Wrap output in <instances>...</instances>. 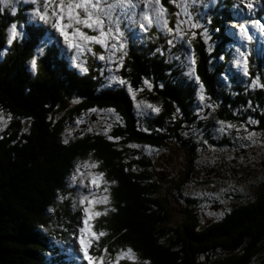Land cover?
Wrapping results in <instances>:
<instances>
[{
    "label": "trees",
    "instance_id": "trees-1",
    "mask_svg": "<svg viewBox=\"0 0 264 264\" xmlns=\"http://www.w3.org/2000/svg\"><path fill=\"white\" fill-rule=\"evenodd\" d=\"M238 1L218 0L208 10L204 18L209 19L207 40L199 35L201 29L193 30L198 33L196 37L190 35L193 28L186 33L191 39L199 83L187 79L171 61L169 55L185 51L180 44L170 47L167 41L172 36L156 27L142 40L135 39L122 54L119 77L135 89L143 80L148 81L150 91L143 89L139 96L156 102L159 113L163 110L153 120L152 115L148 116L142 125L137 123L132 99L122 87L103 88L99 59L85 53L83 66L87 71H83L69 63L71 53L60 51L55 42L40 52L38 37L43 36L45 28L41 23H30L27 5L20 6L15 14L10 7L0 12V115L8 118L0 129V264H81L69 254L70 241L75 233L79 234L83 219L77 186L71 185L77 161L96 164L91 172H102L104 176L100 186H94V198L109 197L107 204L93 206L102 213L108 209L106 215L91 220L95 232L106 233L91 248L93 256L100 255L107 245L105 261H115L116 251L128 247L134 250L135 264H249L253 260L264 238V189L254 200L201 229L188 208L181 211L185 214L182 224L166 229L163 224L174 213L165 196L154 195L160 185L147 180V163L136 158L127 145L131 141L162 146L163 136H158L156 128L175 106L185 119L192 104L197 119L199 101L193 105V99L198 84H203L205 94L219 102L217 120L238 113L242 117L252 115L259 122L256 128L264 130V87L260 86L264 85V34L259 40L254 37L246 42L249 75L243 77L248 78L247 82L235 71H227L232 46L237 42L231 26L247 16L239 14ZM260 1L253 0L248 16L264 24V5ZM163 3L169 11V23L174 25L176 17L172 13L178 8L168 0ZM12 24L23 26L25 36L7 46ZM94 50L102 51L98 45ZM34 57L35 72L30 63ZM253 79H257L255 86ZM75 98L79 100L73 104ZM96 107L112 108L120 116L121 123L114 124L110 135L119 139L93 133L65 143L61 138L63 124L80 111ZM207 107L200 112L204 118L209 116ZM235 108L240 112H233ZM59 111L62 115L57 116ZM199 124L205 132L214 127L211 119L205 125L199 119ZM140 125L148 126L149 132ZM192 150L193 146L185 149L190 162ZM110 181L115 183H105ZM216 250L222 255H215ZM202 256L205 258L201 260ZM120 264L131 262L125 259ZM258 264H264V255Z\"/></svg>",
    "mask_w": 264,
    "mask_h": 264
},
{
    "label": "rangeland",
    "instance_id": "rangeland-1",
    "mask_svg": "<svg viewBox=\"0 0 264 264\" xmlns=\"http://www.w3.org/2000/svg\"><path fill=\"white\" fill-rule=\"evenodd\" d=\"M217 1L218 0H211L210 2V0H204V3H201L200 0H197L196 4L190 6V11L192 12L195 19L199 20L200 24L203 25V28L199 29H208L209 19L207 18L204 20V18L207 16L208 10L213 8ZM20 2L23 3V6H25V4L27 5V15L29 17L30 23L34 24L35 26H38L37 23H41L45 28L43 36L38 37L40 46L45 48L47 45L51 44V42H55L58 48L61 49L60 51L68 50L62 38L59 37L57 33H55L50 25L40 21L38 17L32 14L33 8L38 7L39 5L34 6L29 2H25V0H14L11 6H5L4 9H6V7H10L12 10L11 13L15 14V12L17 13L18 10L17 3ZM260 3L264 5V0H261ZM204 4H207L208 6L205 7ZM235 4L240 7L238 10L239 14H242L243 12L247 14L243 20H250L248 16L249 9L244 7V5L240 3V0ZM180 18L187 20V17L183 15ZM234 24L236 23H233V25ZM233 25L231 26V32L235 36L237 42L232 46L230 67L231 70L235 71L237 74H240L238 71L240 68H238L233 62L237 55L235 49L240 47L245 53L248 52L246 49V42L248 40L245 39L241 41L238 35V30L234 28ZM181 28L185 31V33L192 29L189 27L188 23L182 24ZM249 29L253 38L258 37L257 40H259L261 37H263L262 35L264 32L263 30L259 29L258 26L253 27L252 25H249ZM17 30L20 32L18 37L22 40L25 36V30L20 25H17ZM193 30L194 29L190 31V35L192 32H194ZM144 35L147 36V33L141 32L137 25H133L130 31L125 32V43L126 45L134 44L133 41H135V39L142 40ZM187 40L188 38L186 37L185 40H178L175 42L176 44H180L181 48H183L185 51L184 54L174 53L169 56L171 57V61H174V64L181 69L182 75L186 76L187 79L190 78L191 81L193 77L188 75L189 60L186 59V57L193 54L194 52L186 42ZM168 50V46H166L165 51L169 52ZM119 53L120 52L116 53L117 57H119ZM73 55L74 51H72V55L69 59L70 64H74L75 66L79 67L78 64L84 63L82 55L79 56L76 61H73ZM104 55L106 59L100 60V62H104L102 66V70L104 71H102L103 88L111 89L119 87L121 84L118 81L111 79L113 76L119 77L115 70L118 64L116 62V57L112 59L108 58V52H104ZM177 57H179V59H177ZM77 67L75 68L77 69ZM231 70L229 68L228 72L232 73ZM240 71L242 72L241 69ZM241 77H243V72L241 73ZM122 86L129 95H133V97L137 96V92L129 84L125 83ZM130 88L132 89L131 92L129 91ZM78 100V98H75L73 100V104H75ZM197 100L199 101L198 105L196 104L198 112V115H196L197 119L194 116L195 112L191 104L189 106V116H191L193 120H184L179 122L181 126L178 128L177 133L173 134L172 137H169V130L167 129L166 132L168 138L166 141H164L162 146L154 148L150 151H143L142 153L139 152L138 149L137 154L133 152V155L136 158L145 161L147 165L149 163H153L155 168V180L151 177V181H153V183L155 181L159 182L158 179L162 180L163 177L173 180L171 185L167 186L166 188L160 186L159 191L154 194L155 196H165L168 200L169 207L171 208L170 211L174 213L173 216L167 222H165V224H163V228L166 229L171 227L176 228L178 225L184 222L185 214L181 213V211H188V209L196 215L197 226L201 228L207 223L221 219L222 214L216 217L214 214L215 211L221 206L232 208L234 206L244 204L247 201H252L256 193L259 191L261 192V189L264 187V131L261 129L251 128V120L250 118H246L245 121L240 125L235 124L236 127L234 128L238 130L237 132L231 131L234 128L227 127L228 124H231V122L228 121H225L226 123L224 125V131L221 132L219 131L221 125L218 123V121L221 120H217L215 117L218 114L215 106H211V108L205 106L207 104L205 100L201 101L198 97H194L193 105ZM202 104H204V106ZM202 106L203 108H201ZM176 107L179 108V106ZM205 107H207L206 115L209 116L204 118L200 115V112L203 110L205 111ZM134 108L138 119H141V116H144L150 112V110L145 107L144 103L140 102L139 97L136 98V101L134 102ZM108 110L109 107L101 109L96 107L82 110L77 115H73L70 119V122L65 123V125L63 124L64 127L61 133L62 140L67 142L71 140L73 141L76 139V137L93 133L103 134L109 138V131L112 126L111 123L116 122L117 118L113 111L110 112ZM162 111H160V113L154 112L153 114H162ZM56 114L57 116H60L62 115V111H59ZM183 115L184 114L179 110V114H177V116L180 120L183 118ZM2 117L3 119L0 120L1 130L5 127L6 120L8 119L5 115H2ZM198 118L203 120L204 125L208 120H213L214 124L212 126L214 127L208 128L207 132H205L203 127L199 124ZM208 133H211V135L215 137V141H220L224 138L227 140L223 141L221 145H212L210 143L211 140H209L211 135L208 136V138L206 137ZM249 133L255 134L252 140L246 138ZM253 140L255 142H253ZM127 145L130 147V150L133 149L131 145L134 144L128 143ZM194 145L195 147H193L192 150L193 162L190 165L191 169L189 170V173L184 174L185 182L177 187L175 182H179L180 177H182L178 174L187 170V156L185 149ZM243 150L244 152H242ZM244 156H247L249 159L242 161L244 160ZM78 165L79 171H77ZM73 168H75V170L72 176L71 185L77 186L78 198L80 199L82 195L93 198V195L96 193V189L94 185L90 183V180L93 176V173L91 172V165L89 164L88 167H85L83 163L77 161ZM212 168L213 171L216 172L215 175H212ZM233 168H236L235 173H232ZM149 172L151 171L149 170ZM205 174L212 175V178L207 179ZM150 176H152V174ZM198 177H201V180H204V182L199 181ZM162 182L164 181L162 180ZM186 198H189L190 201L193 200V202H188ZM79 235L80 233H75L73 235L72 241H70L69 254L76 263H78L77 260H79L81 261V264H86V262L82 259L79 250V244L77 241V237ZM261 245V248L253 256L254 258L249 264H258L260 256L264 255V238L261 241ZM217 250L215 255L221 256L222 254L217 252ZM203 258L205 257L202 256L200 259L202 260Z\"/></svg>",
    "mask_w": 264,
    "mask_h": 264
},
{
    "label": "snow or ice",
    "instance_id": "snow-or-ice-1",
    "mask_svg": "<svg viewBox=\"0 0 264 264\" xmlns=\"http://www.w3.org/2000/svg\"><path fill=\"white\" fill-rule=\"evenodd\" d=\"M25 2H29L34 6L39 5L33 8L32 14L38 17L40 21L50 25L55 33L62 38L67 48L74 51L73 61H76L79 56L85 53H91L97 59L105 60L104 52H108V58H115L117 52L125 49V32L130 31L133 25H137L143 33H147L152 27H156L158 30L167 33L172 36L167 41L170 47H174L175 42L178 40H185L187 34L181 28L182 24L188 23L189 27L193 29L203 28V25L200 24L199 20L195 19L190 11V6L196 4L197 0H168L169 4H173L179 9L177 12L172 13L176 17L174 25H170L169 23V11L165 7L163 0H25ZM200 2L204 3V0H200ZM240 3L249 10L253 7V0H240ZM12 4L13 0H0V12L4 11L5 6H11ZM204 6L207 7L208 5L204 4ZM182 15L187 17V20L181 19ZM249 25L253 27L258 26L259 29L264 30V24H261L258 20H242L233 25L238 30L241 41L245 39L250 41L253 38L250 34ZM19 35L20 32L17 30V25L12 24L8 29L7 43L11 45L13 40ZM197 35V32L191 33L192 37H196ZM199 35L204 36L207 40V29L204 28ZM186 42L189 46L191 45V39H188ZM93 45H98L102 51L96 52ZM157 51L163 54L161 49H157ZM235 51L237 55L233 61L234 64L242 70L243 75L248 76L246 53L240 47H237ZM122 59L123 57H119L120 61ZM186 59L189 60L188 75L199 83V76L195 75L196 60L194 53L187 56ZM220 59L223 60L224 57L221 56ZM30 63L33 72H35L37 69L35 57ZM78 66L83 71H87V68L83 64H78ZM111 79L118 81L121 85L126 83V81L119 77L113 76ZM147 83L148 81H145V84ZM252 84L255 86L257 79H253ZM260 86L264 87V85ZM129 91L131 92L132 89L130 88ZM202 92L203 84H200L197 95L201 101H204L205 97ZM208 106L211 107V105ZM147 107L155 112L159 111V108L154 105L148 104ZM108 111L114 110L109 109ZM2 119L3 117L0 116V120ZM250 122L256 123L255 121ZM218 123L221 125L219 131L223 132L226 122L218 121ZM227 127L234 128L236 126L228 124ZM254 135V133H249L246 138L252 140ZM109 139H119V137L110 136ZM253 142L255 141L253 140ZM131 147L135 148L138 146L131 145ZM83 164L85 167L89 166L88 161H84ZM95 166V163L91 165V167ZM77 171H79V165ZM103 176L104 173L102 172L96 173L92 176L90 183L98 188L100 182L103 181ZM105 183L114 184L115 181ZM104 191L108 192V189L105 188ZM108 202V196L95 199L82 195L79 199L83 214L82 226L78 229L80 235L77 237L81 257L86 264H120V261L125 259L130 261L131 264H135L137 258L131 247L126 249L121 248L116 251L115 261H105V256L109 254L107 245H105L100 255L93 256L91 254L90 250L94 243L98 245L100 238L106 235L104 231L95 232L91 225V220L94 217L106 215L108 211V209H105L102 213L96 211L93 206L97 203L107 204ZM112 210L114 211V209Z\"/></svg>",
    "mask_w": 264,
    "mask_h": 264
},
{
    "label": "clouds",
    "instance_id": "clouds-1",
    "mask_svg": "<svg viewBox=\"0 0 264 264\" xmlns=\"http://www.w3.org/2000/svg\"><path fill=\"white\" fill-rule=\"evenodd\" d=\"M14 1V0H13ZM17 6H18V8L20 7V6H23V3H17ZM25 6H26V4H25ZM7 8V7H6ZM23 27V26H22ZM58 35V34H57ZM59 36V35H58ZM52 43V42H51ZM51 44H49V45H47L45 48H47L48 46H50ZM247 45V44H246ZM7 46H9V44L7 43ZM95 46V45H94ZM94 46H93V48H94ZM45 48H42L41 47V49H38V51H42L43 49H45ZM130 48V44H128V45H126V47H125V49L122 51V52H120L119 53V57H121L122 56V54H124L128 49ZM246 49H247V51L249 52V47H248V45L246 46ZM64 52H66V53H71V55H72V50H65ZM166 54H167V52H166ZM246 54H247V52H246ZM71 57V56H70ZM116 57V62L118 63L117 64V68L115 69L116 70V72H117V70L119 69V64H120V60H119V57H117V56H115ZM123 57V56H122ZM82 59L84 60V63H81V64H83V65H85V63H86V61H85V55H82ZM99 61H100V59H99ZM100 64H101V73H102V66H103V64H104V62H100ZM73 66H75L74 64H72ZM75 67H77V66H75ZM78 69H79V67H77ZM231 68V67H230ZM231 70V69H230ZM227 71H228V69H227ZM233 70H231V72H232ZM239 72H240V74L239 75H241V71H240V69L238 70ZM104 72V71H103ZM230 73V72H229ZM118 74V73H117ZM231 74V73H230ZM196 76H198L197 74H195ZM120 78V77H119ZM226 79H229L230 80V78H229V76L228 75H226ZM243 80H245L246 82H247V80H248V78L247 77H243L242 78ZM193 80H194V82H197L194 78H193ZM128 84V83H127ZM198 86L200 87V84H198ZM119 87H122L123 89H124V87L122 86V85H120ZM142 87V88H141ZM132 88H134L133 86H132ZM147 88V89H146ZM135 89V88H134ZM143 89H146L147 91H150V86H148L147 84L145 85V80H143V84L140 86V87H138V88H136L135 89V91L137 92V96H135V97H133V95L131 96V95H129L125 90V92L127 93V95L132 99L131 100V102H132V105H133V109H134V115H135V117H136V119H137V123H140L141 125H142V122H143V120H144V116H141V119H143V120H141V119H138L137 118V115L135 114V108H134V102L136 101V98H140V102H143L144 103V105L146 104V101L148 100V99H145V97L143 96H139V93H140V91H142ZM202 94H203V96L205 97V102L207 103V105H211V106H215V108H216V111L218 112V114H219V111H220V107H218V104H219V102L217 101V100H215V99H212V98H210L207 94H205V90H204V86H203V92H202ZM194 97H198V95H197V92H196V94L194 95ZM211 108V107H210ZM112 109V108H111ZM114 110V109H113ZM179 110H180V108H179ZM162 111V110H161ZM181 111V110H180ZM233 112H235V111H238V112H240V110H239V108H235V109H233L232 110ZM182 112V111H181ZM113 113H114V115L116 116V118H117V121L116 122H114V123H111V128H110V131H109V134L111 135V133H112V131H113V127H114V124H116V123H118V122H120L121 123V119H120V116L116 113V111L114 110L113 111ZM189 115H190V111H189V113H188ZM234 116L235 117H231V118H223V120L222 121H226V120H228V121H231V124H241L242 122H244L245 121V119L246 118H250V120L251 121H255L256 123H250V126H251V128H253V129H258V128H256L258 125H259V122H258V119H257V117L256 116H254V117H252V115H246V117H242L239 113L238 114H234ZM244 116V115H243ZM184 120H190V121H192L193 119L191 118V116H189L188 118L186 117L185 119L184 118H182L181 120L178 118V126H177V130H178V128L181 126L180 125V123L179 122H181V121H184ZM140 125V127L139 128H141L142 129V126ZM261 130H263V129H261ZM231 131H234V132H237L238 130H236V128H234V129H232ZM264 131V130H263ZM160 133H162V132H160ZM163 134V133H162ZM110 135H109V137H110ZM211 135V133H208L207 134V138H208V136H210ZM215 137H213V135H211V138L209 139V140H211V144L213 145V144H215V145H221L222 143H223V141H226L227 139L226 138H224L223 140H220V141H215V139H214ZM109 139V138H108ZM116 140H118V139H116ZM131 141H129L128 143H130ZM127 143V144H128ZM228 143V142H227ZM129 147V146H128ZM193 147H195V145L193 146ZM186 156H187V154H186ZM193 162V159L191 160V162L188 160V157H187V162H186V168H187V170H190L191 169V163ZM186 170V171H187ZM186 171L185 172H181V176H183L185 173H186ZM215 175V174H214ZM209 178H212V176H210ZM209 178H207V179H209ZM175 185H177V186H179V182H175ZM263 189H264V187H263ZM263 189H261L262 191H261V193L263 192ZM260 193V194H261ZM257 196L255 195V197H254V199L256 198ZM93 198H94V195H93ZM253 199V200H254ZM166 200V203H167V205L169 206V203H168V200H167V198L165 199ZM190 202H193V200H191ZM248 202V201H247ZM250 202V201H249ZM246 203V202H245ZM242 205V204H241ZM239 206V205H238ZM238 206H234V207H232L231 208V210L233 209V208H235V207H238ZM230 210V211H231ZM229 211V212H230ZM80 212H81V209H80ZM228 213V212H227ZM226 213V214H227ZM223 214V213H222ZM226 214L225 215H222L221 216V219L223 218V217H225L226 216ZM220 215V214H219ZM218 216V215H217ZM215 217H216V215H215ZM221 219H219V220H221ZM219 220H217V221H219ZM217 221H213V222H210V223H214V222H217ZM182 224V223H181ZM207 224H209V223H207ZM207 224H205V225H207ZM204 225V226H205ZM80 226H82V223L80 222ZM197 228H199L198 226H197ZM202 228V227H201ZM201 228H199V229H201Z\"/></svg>",
    "mask_w": 264,
    "mask_h": 264
},
{
    "label": "flooded vegetation",
    "instance_id": "flooded-vegetation-1",
    "mask_svg": "<svg viewBox=\"0 0 264 264\" xmlns=\"http://www.w3.org/2000/svg\"><path fill=\"white\" fill-rule=\"evenodd\" d=\"M148 104L154 105V106H156V107L159 108V105L156 102L150 101L149 99L146 101L145 107H147ZM148 109L150 110V112L144 115L145 117H144L143 122H145V120L147 119V117L150 116V115H152L151 119L153 120L154 116L156 115V114H153L155 111H153L151 108H148ZM177 114H179V108L175 106L174 109L171 111V113L170 114H167V116L165 117L166 119L162 123H160L159 125H157V128L155 127L156 128V131L158 132V136H163L162 137V139H164L163 142L166 141V139L168 138L167 137V132H166L167 129L169 130V134L170 135L177 133V126H178V116H177ZM143 122H142V124H143ZM147 127L143 125L142 126V129L144 131H146V132H149V129ZM160 132H162L163 134H160ZM130 143L138 146V147H135V148L132 149L133 151H135L136 154H137V149H138L139 152L142 153L143 151H146V150L147 151H150V150H153L154 148L159 147L155 143H150V142L149 143L130 142ZM148 148H149V150H148ZM242 152H244V150ZM248 159L249 158L247 156H244V160H242V161H246ZM148 167H149V170L152 172V173L150 172V175L152 174V176L149 175L147 177V180H149V182H153V181H151V177L154 178V180H155V177H154L155 168H154L153 163H151V164L149 163L148 164ZM232 170H233L232 173H235L236 168H233ZM210 171H211V169H210ZM212 171H213V168H212ZM215 173L216 172L213 171L212 172V175H214ZM180 174H181V172L178 175H180ZM212 175L205 174L206 178H209ZM158 180H159V182L158 181H155L154 184L155 185L163 186L165 188L167 186L171 185V183L173 181L172 179L169 180V178H166V177H163V179H162L164 182H162L161 179H158ZM198 180L201 181V182H204V180H201V177H198ZM166 181H168V182H166ZM184 182H185V178H184V175H183L182 177H180L179 186L181 184H183ZM179 186H177V187H179ZM260 193H261L260 191L258 193H256V196L258 194H260ZM186 200H188V202L190 201L189 198H186ZM230 210H231V207L229 208V207L221 206L219 209H217L215 211L214 214L216 216L219 215V214H222V213H223L222 215H225Z\"/></svg>",
    "mask_w": 264,
    "mask_h": 264
},
{
    "label": "bare ground",
    "instance_id": "bare-ground-1",
    "mask_svg": "<svg viewBox=\"0 0 264 264\" xmlns=\"http://www.w3.org/2000/svg\"><path fill=\"white\" fill-rule=\"evenodd\" d=\"M160 147V146H159Z\"/></svg>",
    "mask_w": 264,
    "mask_h": 264
}]
</instances>
